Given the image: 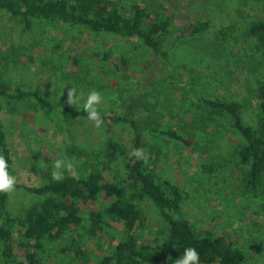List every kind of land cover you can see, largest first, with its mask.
Masks as SVG:
<instances>
[{
	"label": "trees",
	"instance_id": "obj_1",
	"mask_svg": "<svg viewBox=\"0 0 264 264\" xmlns=\"http://www.w3.org/2000/svg\"><path fill=\"white\" fill-rule=\"evenodd\" d=\"M200 1L205 3L209 16L197 20L185 32L190 37L204 38L212 52L242 49L239 59L242 83L254 99L255 108L246 115L245 101L238 92L197 96V100L206 111L208 123L225 126L230 137H234L227 156L220 161L231 162L230 167L224 165L227 172L238 170L239 181L236 190L229 191L230 199L264 197V0ZM0 10L20 23L23 31H30L35 25L39 28L37 37L29 43L10 44L0 53V112L15 114L23 110L33 115L32 129L50 126L68 133L74 118L87 117L83 104H67V95L48 98L36 85L7 80L5 69L17 63L61 69L66 79L95 86L97 91L117 89L124 96L120 113L113 108L98 109L106 125V139L95 158L89 159L78 145L66 146L65 154L74 168L65 171L60 180H54L46 171L41 184L22 186L34 199L17 213L9 209L10 192L0 193V264H44L38 251H46V244L65 237L78 241L82 237L79 229L94 237L118 225L122 226L123 237L113 242L111 250L101 255L97 264H176L188 247L197 250L200 264H248L250 250L239 243V238L211 230L200 232L179 213L184 190L170 178L158 177L151 166L159 149L144 142L145 130L169 136L187 147L195 145L191 121L181 118L180 128L158 122L157 101L136 94L142 86L137 70L145 60L139 55L138 46L162 63L168 59L165 41L172 27L173 12L163 0H0ZM215 10L224 15L217 16ZM97 35L117 36L126 41L120 45V57L114 55L113 48H99L91 43L84 52L74 53L65 45L68 36L95 40ZM185 107L192 110L187 103ZM183 114L186 116L185 111ZM138 116L146 120L141 122ZM115 126L129 130V154L117 140ZM7 137L0 118V156L7 161L11 174ZM134 149L142 150L145 159L134 157ZM217 164L220 163L201 168L212 175ZM112 165L117 167L118 175L111 174ZM18 187L16 184L14 188ZM146 202L160 213L165 225V230L156 231L152 243L140 240L135 230L147 218ZM240 212L245 214L243 210ZM249 227L252 230L258 227L250 240L259 242L264 252V218L262 222H250ZM15 232L21 244L17 250L13 246Z\"/></svg>",
	"mask_w": 264,
	"mask_h": 264
},
{
	"label": "rangeland",
	"instance_id": "obj_2",
	"mask_svg": "<svg viewBox=\"0 0 264 264\" xmlns=\"http://www.w3.org/2000/svg\"><path fill=\"white\" fill-rule=\"evenodd\" d=\"M163 2L165 7L173 12L172 27L165 41L168 59L162 63L160 58L154 57L142 46H138L137 51L145 60L139 63L140 68L137 70L142 86L138 91L136 90V94H143L157 101L158 122L180 128L181 118L191 121L190 128L194 134L195 145L187 147L169 136L145 130L142 132L144 142L157 151L159 149L156 162L151 166L158 177L170 178L184 190L185 198L180 205L179 213L198 231L211 230L222 232L226 236L233 235L235 239L239 238L240 244L246 246V250H250L251 258L248 264H264V252L261 251L259 242L250 240L258 227H254L253 230L249 227L252 221L262 222L264 197L246 198L245 201L240 197L233 201L230 199L229 191L234 192L239 181L236 178L238 170L227 172V167L224 165L230 167L231 162L228 159L224 162L220 161L221 157L227 156L229 142L233 141L234 137H230L231 134L225 126L210 125L206 119V111L197 100V96H222L238 92L245 101L246 115L252 113L255 101L242 83L239 67L242 49L235 47L232 50L222 49L212 52L204 38L187 35L186 28L197 20L209 16L208 12H205V3L200 0H172V3L163 0ZM216 11L214 13L217 16L222 14ZM38 29L35 25L32 30L23 31L20 23L9 13L0 10V53L10 44L29 43L37 37ZM94 39L86 36H68L65 45L71 47L74 53L84 52L87 44L91 43L97 47L99 45V48H113L114 55L120 57V45H125L126 42L112 35H97ZM128 53L133 52L128 51ZM131 69L133 68H130V71ZM63 72L61 69L33 68L17 63L10 64L5 69L4 75L13 83L21 82L25 86L36 85L44 95L53 99L66 96L70 89L75 88L81 97L78 104H83L89 92L95 90V86L66 79ZM165 77H168V80ZM98 92L102 96L98 109L109 111L113 108L118 113L122 111L120 103L124 96L117 89L111 91L102 89ZM186 103L193 112L185 107ZM183 111L186 112V116H183L185 114ZM0 118L3 119L4 128L8 132L7 140L12 158L11 175L15 176L16 184L20 185L10 192L8 206L12 213H17L23 205L34 199L33 195L24 191L22 186L41 184L46 171L52 175L57 161L71 165L70 169L67 167L60 169L61 176L65 171L74 168L65 154L66 146L78 145L91 159L96 157V152L100 150L106 139L105 122L96 127L95 122L88 117L74 118L69 133L57 131L50 126L32 129L33 115L23 110L15 114L2 110ZM137 119L141 122L146 120L140 116ZM115 136L124 145L126 154H129L131 144L129 130L115 126ZM99 157L103 158V154ZM216 162L220 164H217L212 175H208L207 169L201 168L202 165L208 166L210 163L216 165ZM111 174H119L115 165H112ZM240 210L245 214H241ZM256 211L260 213L257 214ZM144 212L147 218L143 224L136 225L135 230L140 240L152 243L156 231L165 230V225L160 213L150 203H145ZM79 230L82 237L78 238V241L65 237L51 245L46 244V251L39 250L38 254L43 263L97 264L100 256L111 250L113 242L123 237L121 225L108 228L106 232L98 233L94 237L87 236L83 230ZM13 246L15 250L21 248L20 237L16 232Z\"/></svg>",
	"mask_w": 264,
	"mask_h": 264
},
{
	"label": "clouds",
	"instance_id": "obj_3",
	"mask_svg": "<svg viewBox=\"0 0 264 264\" xmlns=\"http://www.w3.org/2000/svg\"><path fill=\"white\" fill-rule=\"evenodd\" d=\"M81 97L77 94L76 89L72 88L68 91L67 104L77 105L80 102ZM102 96L98 91L92 90L89 92L87 99L83 103V110L87 113L89 120L95 122V126L101 125L102 118L98 110V105L101 103ZM132 155L137 159H145L144 153L140 149H134ZM67 167L71 168V165H64L62 162L57 161L54 165V171L52 178L54 180L61 179L60 169ZM15 176L11 175L8 171V163L3 156H0V193H8L14 190L16 185ZM176 264H200V256L195 248L188 247L184 250V255L177 258Z\"/></svg>",
	"mask_w": 264,
	"mask_h": 264
}]
</instances>
